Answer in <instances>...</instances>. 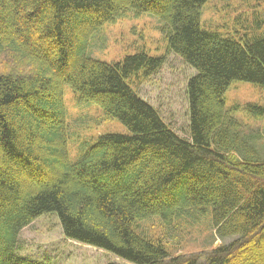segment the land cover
I'll list each match as a JSON object with an SVG mask.
<instances>
[{
    "label": "trees",
    "instance_id": "16d2710c",
    "mask_svg": "<svg viewBox=\"0 0 264 264\" xmlns=\"http://www.w3.org/2000/svg\"><path fill=\"white\" fill-rule=\"evenodd\" d=\"M208 0H0V264H48L18 254L21 231L48 213L66 237L133 264H264V160L225 108L235 80L264 86V18L239 38L204 29ZM134 10L163 22L188 81L190 138L134 84L164 65L137 52L108 63L89 55L107 23ZM65 86L130 134L100 136L69 157ZM247 109L264 116V105ZM209 220L220 244L203 258L172 256L140 229ZM171 230V232H173ZM166 239V237H165Z\"/></svg>",
    "mask_w": 264,
    "mask_h": 264
},
{
    "label": "rangeland",
    "instance_id": "374dc122",
    "mask_svg": "<svg viewBox=\"0 0 264 264\" xmlns=\"http://www.w3.org/2000/svg\"><path fill=\"white\" fill-rule=\"evenodd\" d=\"M255 14L264 18V0H208L201 11V24L204 29L239 38L240 33L249 29L248 22ZM163 26L164 22L153 13L130 10L95 34L89 55L108 63L137 52L164 56L162 68L134 86L180 136L191 139L187 86L196 71L169 51ZM64 100L71 162L79 161L102 135L130 134L122 122L107 118L99 105L83 99L69 86L64 88ZM225 102V108L242 124L247 138L264 160V116H256L247 109L249 104L264 105V86L235 80L225 94ZM209 218L186 228L177 223L172 230L158 217H152L142 222L140 229L157 240H166L173 257L199 254L203 258L220 244L233 240L220 239ZM18 254L48 264H133L104 249L66 237L54 213L43 215L21 231Z\"/></svg>",
    "mask_w": 264,
    "mask_h": 264
}]
</instances>
